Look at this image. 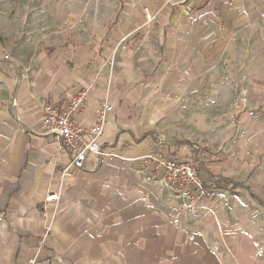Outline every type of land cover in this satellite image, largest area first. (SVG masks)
Here are the masks:
<instances>
[{
  "label": "crops",
  "instance_id": "crops-1",
  "mask_svg": "<svg viewBox=\"0 0 264 264\" xmlns=\"http://www.w3.org/2000/svg\"><path fill=\"white\" fill-rule=\"evenodd\" d=\"M14 1L0 0V264H264V76H231L236 111L250 109L241 134L204 141L176 125L208 66L264 42L248 0ZM85 89L75 122L86 131L108 103L101 141L126 159L69 167L54 136L26 130L43 100ZM160 137L177 154L206 147L201 177L221 183L205 209L184 212L138 167Z\"/></svg>",
  "mask_w": 264,
  "mask_h": 264
},
{
  "label": "built area",
  "instance_id": "built-area-1",
  "mask_svg": "<svg viewBox=\"0 0 264 264\" xmlns=\"http://www.w3.org/2000/svg\"><path fill=\"white\" fill-rule=\"evenodd\" d=\"M147 20H152L153 15L147 7H144ZM6 59H11L9 53L5 52ZM88 90H81L70 98L60 103L43 100L41 107L44 117L34 126H28L30 130L38 135L54 136L70 158L69 167L83 168L87 156L94 154L101 162L112 161L116 157L126 159L111 147L105 146L101 141L104 132V117L111 106L104 103L98 110V121L86 131L78 127L74 120L76 112L81 110L86 102ZM206 147L201 143L189 145V152L177 154L176 146L169 140L160 137L150 150L142 157L137 158L138 167L152 171L146 176L147 179L159 186L169 197L181 200V208L184 212H197L205 209L214 199L215 188L221 183L219 178H202L200 172L206 159ZM63 169V175L69 174L68 168ZM58 193H50L47 200L56 201ZM60 264L63 258L55 255ZM27 264H45L43 261L32 256L27 259Z\"/></svg>",
  "mask_w": 264,
  "mask_h": 264
},
{
  "label": "rangeland",
  "instance_id": "rangeland-1",
  "mask_svg": "<svg viewBox=\"0 0 264 264\" xmlns=\"http://www.w3.org/2000/svg\"><path fill=\"white\" fill-rule=\"evenodd\" d=\"M19 2L24 1H14L15 5ZM248 2L251 11L259 12L261 18L254 24L260 23L264 26V0H248ZM3 11L4 7L0 2V14ZM258 33L254 32L252 36H258ZM244 50L249 57L245 59L246 63L241 64ZM9 55L10 60L15 59L10 53ZM220 57L206 68L201 75L200 83L197 81L191 85L192 98H188L182 105L176 124L185 133L192 132L208 140H217L224 133H233L232 135L236 136L243 131L238 128L242 126L239 123L241 114L250 109L246 106L242 107L241 113L236 111V104L242 100L240 92L242 82L235 83L231 76L242 78L247 70L253 71L256 76H264V42L235 44L232 50L229 49L228 57L224 58L225 56L222 55ZM234 122L238 124L237 129ZM195 135L191 138L203 140Z\"/></svg>",
  "mask_w": 264,
  "mask_h": 264
}]
</instances>
